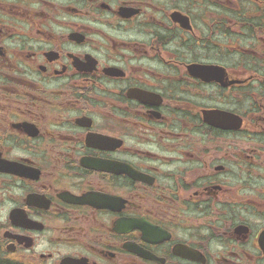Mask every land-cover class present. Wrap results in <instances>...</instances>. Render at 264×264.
I'll list each match as a JSON object with an SVG mask.
<instances>
[{"label": "flooded vegetation", "instance_id": "af4514ba", "mask_svg": "<svg viewBox=\"0 0 264 264\" xmlns=\"http://www.w3.org/2000/svg\"><path fill=\"white\" fill-rule=\"evenodd\" d=\"M0 264H264V0H0Z\"/></svg>", "mask_w": 264, "mask_h": 264}]
</instances>
